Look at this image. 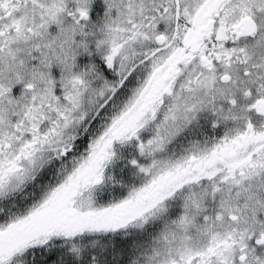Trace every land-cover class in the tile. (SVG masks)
Wrapping results in <instances>:
<instances>
[{
	"label": "snow or ice",
	"instance_id": "snow-or-ice-1",
	"mask_svg": "<svg viewBox=\"0 0 264 264\" xmlns=\"http://www.w3.org/2000/svg\"><path fill=\"white\" fill-rule=\"evenodd\" d=\"M0 264H264V0H0Z\"/></svg>",
	"mask_w": 264,
	"mask_h": 264
}]
</instances>
